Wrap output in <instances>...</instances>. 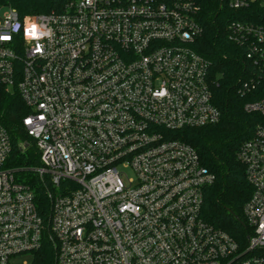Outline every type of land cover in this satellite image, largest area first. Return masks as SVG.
Instances as JSON below:
<instances>
[{"label": "built area", "instance_id": "built-area-1", "mask_svg": "<svg viewBox=\"0 0 264 264\" xmlns=\"http://www.w3.org/2000/svg\"><path fill=\"white\" fill-rule=\"evenodd\" d=\"M203 0H73L61 13L21 18L0 6V87L28 108L40 152L35 191L8 168L12 142L0 124V264H264V123L242 144L252 195L241 246L203 216L216 177L185 130L215 125L211 62L195 49ZM264 0H232V10ZM254 74L242 97L264 91V24L231 21ZM256 94H253L255 93ZM264 119V97L244 106Z\"/></svg>", "mask_w": 264, "mask_h": 264}, {"label": "trees", "instance_id": "trees-1", "mask_svg": "<svg viewBox=\"0 0 264 264\" xmlns=\"http://www.w3.org/2000/svg\"><path fill=\"white\" fill-rule=\"evenodd\" d=\"M70 1L73 0H0V6L11 7L21 18H25L61 13ZM231 1H202L199 22L204 32L194 44V49L211 62L214 102L221 112V119L215 125L182 131L177 137L197 149L204 166L216 177L215 183L205 191V220L244 246L249 229L242 225L246 224L243 209L253 190L237 155L242 144L252 137L257 125L264 123L260 116L247 114L244 106L249 101L264 97V91L249 97H242L239 93L240 81L246 80L248 73L254 74L255 69L246 59L247 49L229 40L227 27L231 21L264 24V7L256 4L247 10H232L229 6ZM28 113L17 91L0 87V124L8 131L12 142L7 166L14 170L19 181L35 191L39 209L49 215L46 188L32 173L33 168L41 165V155L23 124ZM53 262L54 252L47 245L38 253L34 264Z\"/></svg>", "mask_w": 264, "mask_h": 264}, {"label": "rangeland", "instance_id": "rangeland-1", "mask_svg": "<svg viewBox=\"0 0 264 264\" xmlns=\"http://www.w3.org/2000/svg\"><path fill=\"white\" fill-rule=\"evenodd\" d=\"M25 260H27L28 262H30L31 261V257L30 256H23L22 258H20V260L19 261H17L16 262V264H21V262L22 261H25Z\"/></svg>", "mask_w": 264, "mask_h": 264}, {"label": "water", "instance_id": "water-1", "mask_svg": "<svg viewBox=\"0 0 264 264\" xmlns=\"http://www.w3.org/2000/svg\"><path fill=\"white\" fill-rule=\"evenodd\" d=\"M27 146H24V148H26ZM242 225L244 226V224L242 223Z\"/></svg>", "mask_w": 264, "mask_h": 264}]
</instances>
